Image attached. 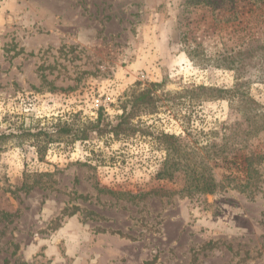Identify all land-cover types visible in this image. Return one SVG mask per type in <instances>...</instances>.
<instances>
[{"label": "rangeland", "instance_id": "1", "mask_svg": "<svg viewBox=\"0 0 264 264\" xmlns=\"http://www.w3.org/2000/svg\"><path fill=\"white\" fill-rule=\"evenodd\" d=\"M235 79L264 115V0H0V264H264V194L224 182L264 155L235 103L165 106L132 138L56 142L41 159L31 136L113 120L138 82ZM161 132L202 149L224 188L190 197L181 173L161 178Z\"/></svg>", "mask_w": 264, "mask_h": 264}, {"label": "trees", "instance_id": "2", "mask_svg": "<svg viewBox=\"0 0 264 264\" xmlns=\"http://www.w3.org/2000/svg\"><path fill=\"white\" fill-rule=\"evenodd\" d=\"M218 99H226L237 105L236 112L248 126L247 137H255L264 130V115L260 114L258 104L244 92L241 80L235 79L230 89L184 87L181 91L173 93L166 91L160 83L138 82L120 99V113L113 120H108L102 111H98L94 120L88 121H82L74 115L63 121L57 120L49 127L39 128L31 136L38 140L36 153L41 159L52 143L85 142L92 137L106 135L116 140L129 139L141 133L142 117L156 115L165 106L173 108L177 105L188 106ZM11 134H0V140L10 137ZM20 134H29V131L23 130ZM154 139L164 153L160 177L171 179L176 173H181L182 192L185 195H212L219 187L224 188V184L214 179L205 156L200 152L202 149L184 145L178 137L169 133H157ZM242 163V178H226V186L247 197L264 194L261 190L264 180L259 170V166L264 163V155L250 153L243 158ZM22 188L29 190L32 186L24 183ZM5 218L6 215L0 212V221Z\"/></svg>", "mask_w": 264, "mask_h": 264}]
</instances>
